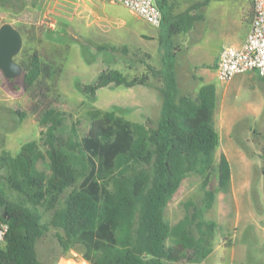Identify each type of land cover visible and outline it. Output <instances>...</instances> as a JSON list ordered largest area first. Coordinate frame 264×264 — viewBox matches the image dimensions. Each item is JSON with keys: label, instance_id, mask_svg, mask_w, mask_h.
Wrapping results in <instances>:
<instances>
[{"label": "trees", "instance_id": "obj_1", "mask_svg": "<svg viewBox=\"0 0 264 264\" xmlns=\"http://www.w3.org/2000/svg\"><path fill=\"white\" fill-rule=\"evenodd\" d=\"M156 1L163 13V0ZM182 17H175L171 35L180 32ZM17 58L23 71L7 80L11 90L47 99L60 66L29 43ZM145 66L140 77L104 70L91 84L78 86L91 99L109 86H153L161 99L155 126L87 105L89 129L79 136L75 123L67 128L64 113L47 107L38 117L39 141L24 143L15 155L2 153L0 169L8 170L6 181L18 200L0 187V223L8 226L0 264H44L36 244L50 228L56 230L62 254L79 246L88 264H201L212 254L218 225L204 215L231 183L227 157L221 153L214 160L220 140L214 121L216 88L201 84L194 96L182 93L170 50L160 53L158 68ZM261 159L264 164V150ZM41 163L47 168L39 169ZM190 174L202 178V204L186 202L185 215L171 225L164 211ZM214 174L217 186L210 190ZM45 214H50L46 222Z\"/></svg>", "mask_w": 264, "mask_h": 264}, {"label": "rangeland", "instance_id": "obj_2", "mask_svg": "<svg viewBox=\"0 0 264 264\" xmlns=\"http://www.w3.org/2000/svg\"><path fill=\"white\" fill-rule=\"evenodd\" d=\"M11 1L15 15L4 16L3 20L0 19V26L13 18L11 22L23 34V44L29 43L37 48L43 59L60 66L61 73L49 97L42 100L41 96L34 97V94L22 90L12 91L0 72V156L3 152L15 155L24 143L39 141L38 117L47 107L64 113L67 128L75 123L79 136L85 135L89 129L84 119L87 105L102 111H114L136 123L157 124L161 99L153 86H109L98 90L93 99L84 95L78 86V83L91 84L104 70L115 69L132 79L147 72L145 64L158 68L153 43H148L146 51L132 48L125 53L121 45H115V51H101L96 46L110 44L86 21L74 18L73 21H63L62 17L55 20V14L43 15L45 1L46 6L51 3V8L55 0H31L34 7L29 12L24 10L23 0ZM69 10L67 17L73 12L72 8ZM15 61L20 64L18 58ZM190 71L177 68V79L181 92L194 96L199 81L191 74L199 77L202 71L199 68ZM209 73L212 75L209 83L217 92L214 121L220 139L214 160L217 162L221 153L228 156L231 183L226 192L217 193L213 207L204 215L205 219L215 221L218 229L214 250L201 264H264V164L261 159L264 150V80L244 73L224 83L217 79L216 73L213 75V69H209ZM150 82L159 85L154 79ZM18 112L24 115L23 119ZM46 168L45 163L39 165L41 170ZM8 173L7 169H0L3 178L0 187L10 199L18 200L17 193L6 181ZM201 184L202 178L196 174H190L184 180L164 211L169 224L183 218L186 202L201 206ZM216 186L214 174L210 177L208 189L213 190ZM49 218L50 214L44 215L45 222ZM55 233L56 230L50 228L37 242L40 261L44 264H88L83 260V249L79 246L62 254Z\"/></svg>", "mask_w": 264, "mask_h": 264}, {"label": "crops", "instance_id": "obj_3", "mask_svg": "<svg viewBox=\"0 0 264 264\" xmlns=\"http://www.w3.org/2000/svg\"><path fill=\"white\" fill-rule=\"evenodd\" d=\"M46 2L42 9L44 16L55 14V20L62 17L63 21H86L108 41L110 46L107 47L121 45L127 52L132 48L146 51L148 43H153L158 60L160 53L170 50L175 55L176 69L191 72L190 69L199 68L202 71L199 77L191 74L192 78L201 79L198 85L210 84L209 69H213L215 75L224 47L240 48L244 44L254 12L253 0H163V21L160 27H154L111 0H55L51 8V3L46 6ZM23 3L25 11L33 10L31 0H23ZM12 7L11 0H0L1 20L4 16L15 15ZM71 8L73 12L67 17ZM180 15H183L178 20L180 32L171 35L170 26ZM12 20L4 22L15 27Z\"/></svg>", "mask_w": 264, "mask_h": 264}, {"label": "built area", "instance_id": "obj_4", "mask_svg": "<svg viewBox=\"0 0 264 264\" xmlns=\"http://www.w3.org/2000/svg\"><path fill=\"white\" fill-rule=\"evenodd\" d=\"M119 3L154 27H160L163 14L156 0H111ZM254 12L247 39L240 48L224 47L215 73L221 82L235 76L254 73L264 79V0H253ZM8 226L0 223V245L4 243Z\"/></svg>", "mask_w": 264, "mask_h": 264}, {"label": "water", "instance_id": "obj_5", "mask_svg": "<svg viewBox=\"0 0 264 264\" xmlns=\"http://www.w3.org/2000/svg\"><path fill=\"white\" fill-rule=\"evenodd\" d=\"M22 45V34L18 29L9 23L0 26V72L7 80L16 79L22 74V66L15 61Z\"/></svg>", "mask_w": 264, "mask_h": 264}]
</instances>
